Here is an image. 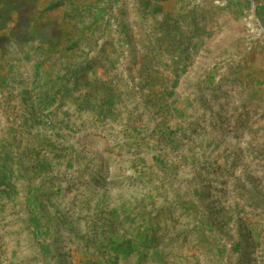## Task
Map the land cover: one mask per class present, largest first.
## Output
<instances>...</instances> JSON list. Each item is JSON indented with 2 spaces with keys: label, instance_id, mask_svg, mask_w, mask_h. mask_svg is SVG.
I'll return each instance as SVG.
<instances>
[{
  "label": "rangeland",
  "instance_id": "374dc122",
  "mask_svg": "<svg viewBox=\"0 0 264 264\" xmlns=\"http://www.w3.org/2000/svg\"><path fill=\"white\" fill-rule=\"evenodd\" d=\"M0 264H264V0H0Z\"/></svg>",
  "mask_w": 264,
  "mask_h": 264
}]
</instances>
